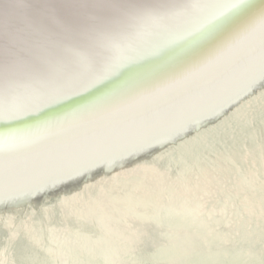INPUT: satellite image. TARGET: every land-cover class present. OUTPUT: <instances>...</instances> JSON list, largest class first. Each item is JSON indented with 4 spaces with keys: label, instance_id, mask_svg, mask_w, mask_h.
Listing matches in <instances>:
<instances>
[{
    "label": "snow or ice",
    "instance_id": "obj_1",
    "mask_svg": "<svg viewBox=\"0 0 264 264\" xmlns=\"http://www.w3.org/2000/svg\"><path fill=\"white\" fill-rule=\"evenodd\" d=\"M73 7L74 21L45 7L35 18L0 25V200H39L106 164L123 167L153 154L164 146L156 125L117 140L79 142L71 152L43 149L63 138L77 143L70 134L224 62L243 63L232 85L243 95L264 89V0H112ZM202 115L212 118L213 110ZM161 123L177 139L193 130L183 113ZM21 155L30 158L21 164Z\"/></svg>",
    "mask_w": 264,
    "mask_h": 264
},
{
    "label": "bare ground",
    "instance_id": "obj_2",
    "mask_svg": "<svg viewBox=\"0 0 264 264\" xmlns=\"http://www.w3.org/2000/svg\"><path fill=\"white\" fill-rule=\"evenodd\" d=\"M102 2L112 0H0V25L5 20L16 23L35 18L45 7H54L61 20L74 21V5ZM115 2L158 4L162 0ZM249 3L260 5L261 0ZM243 70L242 62H224L70 134L77 137V143L68 138L49 141L44 152H71L79 142L117 140L146 125H156L153 132L164 146L123 167L106 164L104 171L86 181L39 200L6 195L0 200V264H89L88 257L95 254L103 259L113 251L119 255L131 251L129 257L133 258L137 254L123 250L118 242L132 244L138 239H146L147 250L167 247L179 255L178 241H194L206 228L204 213L216 211L233 197L261 190L263 176L255 175L256 169L248 161L258 163L264 157V139L256 142L264 133V89L243 95L233 88ZM208 109L213 110L212 118L202 115ZM179 113L188 117L187 126L193 130L177 139L161 122ZM29 158L21 155L18 161L23 164ZM216 181L225 187H213ZM202 197L208 201L199 209ZM241 201L234 198L230 212L238 211ZM254 224L259 227L243 236L244 245L264 241V213L255 215ZM96 246L103 250L89 251Z\"/></svg>",
    "mask_w": 264,
    "mask_h": 264
},
{
    "label": "water",
    "instance_id": "obj_3",
    "mask_svg": "<svg viewBox=\"0 0 264 264\" xmlns=\"http://www.w3.org/2000/svg\"><path fill=\"white\" fill-rule=\"evenodd\" d=\"M259 136L260 139H257L256 142L264 139V133ZM259 146L262 147L261 143ZM248 162L251 168L256 169L255 175L261 174L262 179H264V157H261L258 163L251 160ZM258 169L262 170L259 171ZM225 185L217 181L213 182L215 188L225 187ZM234 198L236 201H242L238 211L230 212L229 209L233 206L230 204ZM207 199V197H202L198 204L199 209L205 206L204 203L207 204ZM233 199L226 201L216 211L202 215L207 225L206 228L201 229L202 234L197 233L194 241L179 240L181 245L179 255H173L170 249L167 250V247L156 250L154 247L147 250L146 239H138L132 244L125 241L118 242L119 239H117L116 242L122 246L123 250H133L137 256L129 257L131 251L121 255L113 251L111 257L102 259L94 254L88 257L87 261L89 264H264V241H259L257 245H244L242 240L249 230L259 227V225L254 224V217L259 213H264V187L250 195L241 194L233 197ZM226 210H229L228 213ZM130 231L132 230H128V233ZM122 232L118 233L117 236ZM209 235L211 237H208ZM133 237L134 240V234ZM88 249L91 252L103 250L102 246H96L93 249L89 247ZM66 264H72V261L66 262Z\"/></svg>",
    "mask_w": 264,
    "mask_h": 264
}]
</instances>
